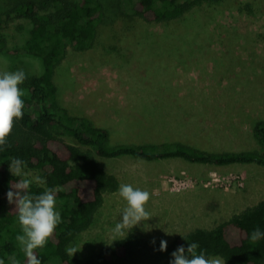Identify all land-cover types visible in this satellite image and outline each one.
<instances>
[{
	"label": "rangeland",
	"instance_id": "374dc122",
	"mask_svg": "<svg viewBox=\"0 0 264 264\" xmlns=\"http://www.w3.org/2000/svg\"><path fill=\"white\" fill-rule=\"evenodd\" d=\"M114 14L112 8L108 17ZM227 15L210 24L206 11L190 12L183 24L192 39L179 41H153L162 29L145 25L139 39L123 44L122 57L105 56L100 47L85 53L70 49L56 72L60 100L73 112L88 113L117 140H185L238 151L254 147L249 117H264V41L257 36L264 30V14ZM217 23L223 29H216ZM30 26L24 19L13 21L3 31L9 46H21ZM145 29L149 35L141 36ZM20 69L39 75L43 61L0 53V71ZM101 162L120 184L151 193L146 209L153 217L127 235L171 243L196 229L215 228L264 200V167L258 164L150 162L129 156ZM125 204L118 191L107 194L93 225L70 245L80 248L73 256L89 258L122 239L113 240L112 229ZM145 223L150 230H143Z\"/></svg>",
	"mask_w": 264,
	"mask_h": 264
},
{
	"label": "trees",
	"instance_id": "16d2710c",
	"mask_svg": "<svg viewBox=\"0 0 264 264\" xmlns=\"http://www.w3.org/2000/svg\"><path fill=\"white\" fill-rule=\"evenodd\" d=\"M3 2V3H1ZM0 3V53L13 58L34 56L43 61L39 75L26 74L23 117L14 121L7 144L0 151V259L26 264L16 236L22 233L15 204L7 193L15 179L9 171L13 158L27 162L47 187L59 186L56 209L62 222L42 249H36L41 264H170L171 253L179 246L187 249L196 242L209 256L222 257L226 264H264V239L250 240L255 228L264 232V200L234 215L212 229L199 228L167 243L137 234L111 243L89 257H70L66 249L94 223L105 196L118 191L120 181L109 173L101 159L133 157L146 161L182 159L190 163L216 166L258 164L264 167V117H249L255 146L247 150L207 149L190 141L139 142L117 140L111 131L88 113H76L59 98L56 82L58 66L69 50L85 53L102 48L105 56L124 54L123 44L139 39L145 25H156L162 32L155 40L179 41L189 38L184 19L193 11L204 10L209 23L221 15L264 14V0H5ZM115 9L114 18L108 17ZM30 23L29 36L16 48L9 46L3 31L15 20ZM223 29L217 23L216 29ZM219 33L217 35L220 36ZM141 36H148L145 29ZM223 36V34H222ZM264 41V30L257 33ZM196 37V34H195ZM194 38V36H193ZM264 70V69H263ZM114 141V143H112ZM33 193L43 188L32 185ZM154 241V243H153Z\"/></svg>",
	"mask_w": 264,
	"mask_h": 264
},
{
	"label": "clouds",
	"instance_id": "9594fccd",
	"mask_svg": "<svg viewBox=\"0 0 264 264\" xmlns=\"http://www.w3.org/2000/svg\"><path fill=\"white\" fill-rule=\"evenodd\" d=\"M26 79V73L22 69L0 71V151L7 144V137L12 132L14 121L23 117V97L26 91L22 90L20 85ZM8 163L12 176L19 178L10 183V190L7 193L9 204H15V212L23 233L17 235L16 240L26 257V264H41L35 250L46 246L62 222L60 212L56 209L57 193L62 189L59 186L47 187V181L43 177L27 170V162L23 159L13 158ZM33 184L42 187L43 191L33 193L31 191ZM118 195L126 204L120 212L122 219L116 222L112 229L113 240H117L116 237L126 238L133 227L153 217L146 209L151 198L149 191L122 183L119 185ZM143 230H150V226L145 223ZM260 239H264V232L257 227L252 231L250 240L256 242ZM166 249L167 242L162 240L159 250ZM79 250L77 247H69L66 252L72 257ZM171 256L173 259L170 264H226L222 257L209 256L205 251L199 250L196 242L189 243L187 249L179 246ZM0 264H5L4 259H0ZM12 264H20V261L13 258Z\"/></svg>",
	"mask_w": 264,
	"mask_h": 264
}]
</instances>
